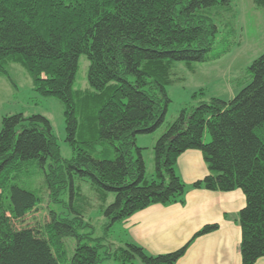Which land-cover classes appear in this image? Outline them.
<instances>
[{"label": "trees", "instance_id": "1", "mask_svg": "<svg viewBox=\"0 0 264 264\" xmlns=\"http://www.w3.org/2000/svg\"><path fill=\"white\" fill-rule=\"evenodd\" d=\"M234 0H0V76L22 67L34 92L58 101L66 142L74 156L63 160L50 122L40 115H5L0 128V264H175L186 252L152 256L128 243L113 250L110 230L152 205H183L187 186L176 174L179 156L199 151L209 174L194 190H240L238 215L242 264L264 258V56L246 71V85L224 102L212 99L167 122V89L179 83L177 70L215 62L233 46L224 36L217 47L216 22ZM264 10V0H253ZM89 62L88 89L74 83L79 60ZM153 175H146L140 135L158 133ZM206 136L210 141L206 143ZM100 147L101 149H98ZM45 175L49 201L68 191L74 214L50 213L42 227L15 223L40 202L19 186L34 170ZM81 182L99 197L107 220L104 237L80 236L87 204ZM113 203L106 205L108 197ZM88 205V204H87ZM217 229L206 226L197 235ZM76 239L70 259L63 240ZM94 243V246L86 242ZM105 249L106 258H102Z\"/></svg>", "mask_w": 264, "mask_h": 264}, {"label": "rangeland", "instance_id": "2", "mask_svg": "<svg viewBox=\"0 0 264 264\" xmlns=\"http://www.w3.org/2000/svg\"><path fill=\"white\" fill-rule=\"evenodd\" d=\"M219 26V34L216 37L214 47L220 43L224 36L231 39L233 46L231 51L215 62L197 64L194 70L190 71L180 67L177 70L179 83L167 89L170 98L166 121L172 122L182 109H190L201 103H209L212 99H219L224 102L232 100L235 95L246 85V71L251 64L264 56V10L257 9L253 0H234L229 12H222L220 18L216 19ZM89 62L85 56L79 60V69L74 83V89L84 91L88 89L87 74ZM6 70L10 79L16 86H11L8 81L0 87V122L2 115L22 113L24 117L40 115L46 118L52 127L55 135L60 155L63 160H70L74 154L71 147L66 142L65 118L61 105L52 98H42L38 96L32 87V82L27 72L18 65H9ZM7 86L12 94L8 96L10 103L5 104L7 99ZM9 89V90H10ZM1 126V123H0ZM1 128V127H0ZM162 128L158 133L150 135H140L136 138V145L143 149L142 156L146 165V175H153V152L158 138L164 133ZM206 143L210 138L206 136ZM98 149H101L98 147ZM50 174V169L34 170L28 178H23L19 186L25 190L36 194L40 202L36 208L24 219L15 223V227L36 228L42 227L50 222V213L60 216L73 217L70 209V199L68 191L60 196L61 203L54 204L49 201V192L45 187V175ZM82 193L88 199L87 204L77 202L75 208L82 212L84 216V227L78 231L80 236H88L92 239L104 237V227L107 220L100 213V201L98 195L93 191L87 182H81ZM114 197L110 196L106 200V205L113 203ZM121 230L119 223L110 230L108 243L104 246L114 248L123 247ZM113 241V243H112ZM86 242V241H84ZM88 243V242H86ZM63 245L70 259L76 247V239L68 237L63 240ZM88 245L94 246L89 242ZM102 258H106L105 249ZM107 264H117L111 260H106Z\"/></svg>", "mask_w": 264, "mask_h": 264}, {"label": "crops", "instance_id": "3", "mask_svg": "<svg viewBox=\"0 0 264 264\" xmlns=\"http://www.w3.org/2000/svg\"><path fill=\"white\" fill-rule=\"evenodd\" d=\"M4 79L16 86L12 79L0 76V87L6 84ZM8 87L3 105L10 104L8 96L12 92ZM176 174L187 186L185 203L152 205L119 223L124 245L131 243L157 256L176 252L191 242L175 264H242L238 215L246 203L243 193L240 190L222 193L192 189L195 182L209 174L202 154L196 150L179 156ZM206 226H217V229L198 236ZM256 264H264V258L258 259Z\"/></svg>", "mask_w": 264, "mask_h": 264}]
</instances>
